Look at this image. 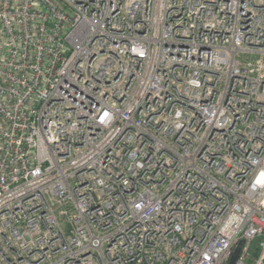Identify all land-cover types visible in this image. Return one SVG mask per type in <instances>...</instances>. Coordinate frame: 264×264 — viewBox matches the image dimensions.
<instances>
[{
  "label": "built area",
  "instance_id": "2783aa9c",
  "mask_svg": "<svg viewBox=\"0 0 264 264\" xmlns=\"http://www.w3.org/2000/svg\"><path fill=\"white\" fill-rule=\"evenodd\" d=\"M241 241L264 264V0H0V264Z\"/></svg>",
  "mask_w": 264,
  "mask_h": 264
},
{
  "label": "water",
  "instance_id": "95a60500",
  "mask_svg": "<svg viewBox=\"0 0 264 264\" xmlns=\"http://www.w3.org/2000/svg\"><path fill=\"white\" fill-rule=\"evenodd\" d=\"M242 245H243V242H239L238 245L236 246V248L234 249L230 259H229V262L228 264H235L236 260L238 259V256H239V253H240V250L242 248Z\"/></svg>",
  "mask_w": 264,
  "mask_h": 264
},
{
  "label": "trees",
  "instance_id": "16d2710c",
  "mask_svg": "<svg viewBox=\"0 0 264 264\" xmlns=\"http://www.w3.org/2000/svg\"><path fill=\"white\" fill-rule=\"evenodd\" d=\"M258 241H255L253 244H252V247H251V255L252 257H255L256 256V251H257V243Z\"/></svg>",
  "mask_w": 264,
  "mask_h": 264
},
{
  "label": "rangeland",
  "instance_id": "374dc122",
  "mask_svg": "<svg viewBox=\"0 0 264 264\" xmlns=\"http://www.w3.org/2000/svg\"><path fill=\"white\" fill-rule=\"evenodd\" d=\"M252 261H253L252 259L251 260H248L246 264H252Z\"/></svg>",
  "mask_w": 264,
  "mask_h": 264
}]
</instances>
